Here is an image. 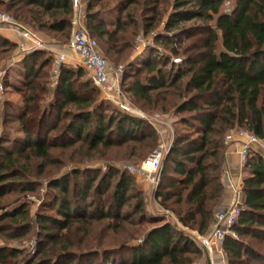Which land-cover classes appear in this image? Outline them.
I'll list each match as a JSON object with an SVG mask.
<instances>
[{
    "label": "trees",
    "instance_id": "16d2710c",
    "mask_svg": "<svg viewBox=\"0 0 264 264\" xmlns=\"http://www.w3.org/2000/svg\"><path fill=\"white\" fill-rule=\"evenodd\" d=\"M80 2L86 29L102 42L114 66L128 60L138 31L156 34V44L169 53L147 50L134 75L127 72L134 61H128L120 83L141 111L179 116L175 124L186 129L173 137L161 167L156 199L163 215L148 217L140 191L132 192L134 176L113 165L106 171L76 168L46 185L50 199L44 209L53 215L37 214L33 223L24 203L4 209L0 237L14 241L37 226L38 248L24 264H93V257L102 258L98 264H196L200 251L186 230L204 235L210 228L224 191L226 135L242 129L264 141V0H234L230 14L224 13L225 0ZM0 7L35 32L70 38L72 0H0ZM191 21L195 24L186 27ZM12 49L0 37V55ZM43 54L38 50L23 59L21 114L0 117V201L8 192L34 194L41 178L51 174L48 167L62 171L70 162L83 165L99 148L127 144L129 157L142 160L158 146V133L146 120L118 112L105 121L99 91L82 68L64 66L52 92L50 81L38 82L49 65L40 61ZM143 72L147 82L138 77ZM127 79L132 81L126 85ZM68 106L75 113L60 135H52L67 118ZM54 150L72 151L64 160L54 157ZM245 172L241 214L232 229L236 238L228 237L223 248L229 264H264V157L252 151ZM22 254L0 247V264H15Z\"/></svg>",
    "mask_w": 264,
    "mask_h": 264
},
{
    "label": "built area",
    "instance_id": "2783aa9c",
    "mask_svg": "<svg viewBox=\"0 0 264 264\" xmlns=\"http://www.w3.org/2000/svg\"><path fill=\"white\" fill-rule=\"evenodd\" d=\"M72 2L75 12L71 23L70 38L66 46L87 72L105 103L115 107L118 112L127 113L146 120L159 134L161 129L160 126H165L167 124L163 120L162 115L159 113H145L135 108L130 103L120 87L124 68L110 65L100 54L97 40L89 34L85 27L84 15L83 12H81L82 7L79 0H72ZM233 4L234 0H225L224 13L230 14L233 10ZM2 27L13 29L19 34V41L16 46L20 55L27 56L38 50L51 52L39 33L25 26L24 23L16 21L7 13L0 12V28ZM155 36L156 34L145 37L140 33L134 42L135 54L138 55L147 50H154L159 56L166 55L164 50L156 47ZM67 61L68 56L65 53L54 52L51 63L50 85L52 88L57 85L61 71L63 67L67 65ZM171 61L174 64H179L181 62L180 59L175 58H172ZM13 65L14 63L10 62L0 68V103L5 99L6 86L4 84V79L7 77ZM225 143L229 146H233L238 151L240 172L244 170L249 154L252 151L264 157V141L246 130L233 131L225 137ZM161 159L162 151L155 150L140 165H118L115 167L120 172H125L131 176L141 178L157 186L161 172ZM106 169L107 167H103L102 171H106ZM229 186L232 191L231 203L215 212L210 228L205 235L197 236L199 247L209 255V264H214V255L225 260L226 252L223 248L224 242L228 237L236 238L232 229L238 222L241 214L240 193L242 190V176L238 175L237 179L231 181Z\"/></svg>",
    "mask_w": 264,
    "mask_h": 264
},
{
    "label": "rangeland",
    "instance_id": "374dc122",
    "mask_svg": "<svg viewBox=\"0 0 264 264\" xmlns=\"http://www.w3.org/2000/svg\"><path fill=\"white\" fill-rule=\"evenodd\" d=\"M79 3L82 7L83 3H81L80 0H79ZM0 12L7 13L6 8L0 7ZM81 12H83V7H82ZM193 24H195V22L191 21V22H188L185 26L190 27ZM25 26L30 28L26 24H25ZM161 29H162V27L159 30H157L158 33L163 32ZM140 32L141 31H138V35L140 34ZM39 34L45 40L46 45L48 47H53V48L59 47L57 50H60L61 48L66 46L68 43V39H69L68 38L67 40H64L61 37V35H57V34H53V33L40 32ZM136 38H135V40H136ZM95 39L98 42L100 54L108 61V63L110 65L114 66L113 59L104 56L102 42L97 38H95ZM155 45H156V47L164 50L166 52V54H169L168 51L165 50L161 45H159V44H155ZM11 52H12V50L9 51L7 54L0 55V68L4 66L5 61L10 56ZM53 55H54V53H51L49 51H44V54H43L40 61L47 59L49 61V65L43 69L42 73L44 76L42 75V77L38 80V82L46 83V81H51V67L50 66L52 63ZM148 55H149L148 51H144V52H141L140 54L136 55L135 51H134V46H133V49L130 51V56H129L128 60L126 62H124V64L116 66V67H123V65L125 66V64L128 61H134V64L127 71L129 75H134L137 72V70L142 67V64L148 58ZM166 69H169V65H167ZM18 70H19V68L18 69L13 68L12 70H10L8 72L7 77L4 79V84L6 86L5 100L10 101V102H18V101L20 102L21 101V97H20V94L18 93V91L10 90V85H8L9 79L12 82L14 73L17 72ZM20 73L21 72H19V74ZM20 76H22V74ZM138 77L140 78V80L142 82H147V76L144 72L139 74ZM131 81H132V79H127L126 85L131 83ZM23 88H24V85L22 82V86H20V88H18V89L20 90ZM52 90H53V88L50 85V91L52 92ZM97 91H98V89H97ZM98 97L100 98V101H102L104 104L102 111L104 113L103 114L104 117H106L105 121H107V119H109L110 117H113V118L118 117V111L115 109V107L105 103L102 100L100 93H99ZM132 105L134 106V104H132ZM139 106H140V104L138 102H136L134 107L139 109L138 108ZM66 111L68 113L67 118L62 120L63 123L54 132H52V135H60V133L64 130L65 125H67V123H69V121L71 120V117H72L73 113H75L76 108L74 106H68V107H66ZM154 112L162 115L163 120L167 123L165 126L164 125L160 126L162 129V130H160V133H162L164 135L160 136V134H158V146L156 147V150L162 151V159H161V167H162V164L166 159L167 153H168L170 147L172 146L173 137L176 136V133L178 131H183L186 129L183 128L179 124H175V121L179 118V116L175 118L172 114L163 113L159 110L154 111ZM11 113L12 112H11L10 107L6 104H3V102H2L0 104V117L1 118L15 117L14 113H13V115ZM95 125H96V120L93 119L91 122V125H90L91 129ZM193 125H195V126H192L188 130V132L191 134V136H194V133L196 132V129H194V127H197L196 124H193ZM9 127L14 128V127H16V124L11 125ZM239 130H242V129H239ZM229 134L230 133H228L227 135H229ZM112 140L117 141L116 135H113ZM126 145L127 144H125L121 147H113L109 150H102L101 148H99L97 151H94L91 153V155L95 158L94 160L86 161L83 165H76L75 163L70 162L69 165L67 166L68 168L66 167L62 171H57V169H58L57 166L48 167L47 169L51 170V172H50L51 174L41 178V181H40L41 186L39 188H36V192L34 194L24 195V194H20L17 192L5 193L4 196L1 198V201H0L1 205H2V209H0V213H2L4 211V209L7 211H10V210L14 209L15 207L24 203V204H26V206L29 209L30 216L33 220V223L35 221L34 219H35V216H37V214L53 215V212H49V210L46 211L44 209L45 205L43 204L44 200L49 201V199H50L48 197V195L45 193V190H46L47 183L52 178H57L58 175H60L62 172L71 171V170H74L76 168L83 169L86 167H92V168L98 167V168L102 169L103 167H108L109 165H113V166H118V165H121V166H137V165H140L143 161H145L149 157V155H148L146 157V159H142V160H138L136 157H132V158L129 157V149H126ZM225 145H226V143H225ZM71 151L72 150H66V151L54 150V152H52V153H53L54 157H58L60 155H63L62 159L65 160L66 155L67 156L70 155ZM246 175H247L246 172L242 174V180ZM79 179H81V176H79L77 178H71L70 180L73 182L75 180L79 181ZM117 179H118V176H116L113 179V184L117 181ZM132 180L134 181L132 192L137 193V191H140L141 196L144 199V209H145L148 217H160L161 215H163L162 214L163 209L160 208V206L158 205V200L156 199L157 186L148 182L146 184L149 187L144 188L143 187L144 184L141 183V181L143 182V179L133 177ZM242 197L243 196H242V192H241L240 193V201H242ZM131 202L133 203V201H131ZM220 208L221 207L218 206L217 210H219ZM168 214L170 217L173 218V216L170 213H168ZM154 225H158V224H154ZM146 227L151 228V227H153V225H148ZM186 231L193 238H195L197 241L198 249L200 251V257L196 260V264H209L210 263L209 262V255L201 247H199V242L197 240V236H203V235H199L198 233H196L194 231H190V230H186ZM38 239H39L38 228L35 224H33V226L31 227L30 230H28L25 233H22V237L20 239L12 241V240H5L3 237H0V247H8L11 249L15 248V249L21 250L23 254L18 258V260L16 261L15 264H24L31 256H33L35 254V251L38 248L37 247V240ZM127 257H129V256H127ZM101 260H102L101 257H93L90 261L93 264H98ZM34 261L37 262V258ZM213 263L214 264H229L228 255L226 254L225 260H222V258H220L219 256L214 255L213 256Z\"/></svg>",
    "mask_w": 264,
    "mask_h": 264
},
{
    "label": "crops",
    "instance_id": "0c3cea01",
    "mask_svg": "<svg viewBox=\"0 0 264 264\" xmlns=\"http://www.w3.org/2000/svg\"><path fill=\"white\" fill-rule=\"evenodd\" d=\"M82 7H83V4H82ZM0 37H2L4 40L8 41L10 44L13 45L12 52H11L10 56L8 57V59H6L4 65H6L7 63H10V62H13L14 65L12 66V68L10 70H12L13 68H17V69L19 68V70L14 73L12 82L9 79V83H8V85H10V90L18 91V93H19V91L22 89L19 90L18 88H20V86H22V82H23V85L25 82L24 75H23V59L25 58V56L19 54V51L17 50V46H16L18 41H19V34L13 29L2 27V28H0ZM58 48L59 47H54V48L48 47V49L51 51V53L52 52L53 53L54 52L55 53L56 52H63L68 56V61H67L66 67H68V68H78L79 67V68L83 69V67L80 65L78 59L75 58V56L71 53V51L69 50V48L67 46H64L63 48H61L60 49L61 51L57 50ZM19 72H21V73L19 74ZM21 74H22V76H20ZM87 76L89 77L88 74H87ZM3 104L8 105L10 107L11 111L18 114V115L21 114V112H22V108H23L22 101L10 102V101H7L4 99ZM160 130H162V129H160ZM11 133H12V135L20 136V134L16 133L15 131H12ZM159 134H160V136L164 135L162 133H159ZM239 161H240V159H239L238 151L233 146H229L228 144H226L224 152H223V164H222V183L224 186V191H223V196H222L220 204H219V206L221 208L226 207L231 203L232 191H231V188L229 186L230 182L235 181L237 179L238 175L242 176V174L244 173V170L242 172H240ZM141 183L144 184L143 185L144 188L149 187L146 184L148 182L143 180V182L141 181Z\"/></svg>",
    "mask_w": 264,
    "mask_h": 264
},
{
    "label": "water",
    "instance_id": "95a60500",
    "mask_svg": "<svg viewBox=\"0 0 264 264\" xmlns=\"http://www.w3.org/2000/svg\"><path fill=\"white\" fill-rule=\"evenodd\" d=\"M168 154V153H167Z\"/></svg>",
    "mask_w": 264,
    "mask_h": 264
}]
</instances>
